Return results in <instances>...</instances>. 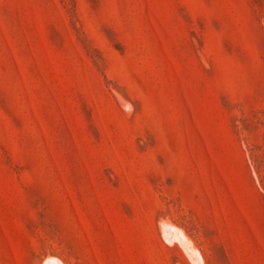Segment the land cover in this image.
<instances>
[{
  "label": "rangeland",
  "instance_id": "374dc122",
  "mask_svg": "<svg viewBox=\"0 0 264 264\" xmlns=\"http://www.w3.org/2000/svg\"><path fill=\"white\" fill-rule=\"evenodd\" d=\"M48 260L264 264V0H0V264Z\"/></svg>",
  "mask_w": 264,
  "mask_h": 264
},
{
  "label": "bare ground",
  "instance_id": "6f19581e",
  "mask_svg": "<svg viewBox=\"0 0 264 264\" xmlns=\"http://www.w3.org/2000/svg\"><path fill=\"white\" fill-rule=\"evenodd\" d=\"M169 227H166V229H168ZM178 233V232H177ZM186 237V236H185ZM181 239V238H180ZM185 240V238H183ZM187 239V238H186ZM186 241V240H185ZM184 243V242H183ZM45 264H63L62 262L58 261V260H48L45 262Z\"/></svg>",
  "mask_w": 264,
  "mask_h": 264
}]
</instances>
